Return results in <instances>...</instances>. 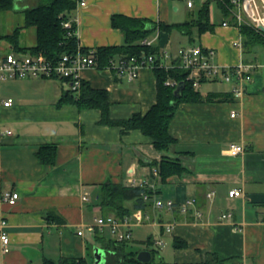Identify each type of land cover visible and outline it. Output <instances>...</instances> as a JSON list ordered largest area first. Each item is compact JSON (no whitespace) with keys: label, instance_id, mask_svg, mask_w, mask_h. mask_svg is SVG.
Segmentation results:
<instances>
[{"label":"crops","instance_id":"obj_1","mask_svg":"<svg viewBox=\"0 0 264 264\" xmlns=\"http://www.w3.org/2000/svg\"><path fill=\"white\" fill-rule=\"evenodd\" d=\"M177 1L88 0L72 14L78 45L85 51L121 45L122 34L110 25L114 13L181 23L171 20L179 11ZM198 1L199 5L203 2ZM36 4V0H14L12 8L0 14V59L7 53L28 55V49L35 47L34 26L19 33L18 46L25 47L26 53L12 50L4 37L23 26V11ZM212 4L218 10L219 24L212 21ZM194 6L193 0V6L186 7L191 10ZM229 10L236 20L238 7ZM242 19L251 23L246 13ZM210 20L214 30L201 34L194 45L212 49L211 62L221 67L253 65L252 79L242 85L241 96L231 92L235 79L230 83L201 81L196 90L202 95L227 99L180 103L168 127L176 144L164 153L139 130L122 133L120 127L100 124L98 109L58 105L61 96L70 92L62 79L0 80V222L6 223L3 230L9 236L6 252L0 242V264L62 259L95 264V249L103 252V264H119L121 255L116 250L103 249L113 239L109 229L90 231L87 226L101 217V185H129L131 178L149 183L152 203L145 213L136 210L130 215L128 251L156 248L157 252L158 248V261L166 264H264V62L258 60L257 47L250 54L243 53L239 27L223 17L214 1ZM156 36L159 49L174 53L181 46H191L176 31H156L149 38ZM79 76L91 88L107 92L113 119L143 115L156 102V78L149 67H141L133 80L98 67L82 69ZM8 99L11 104L3 106ZM230 143L241 144L244 151L228 155ZM44 145L55 146L52 165L41 163L36 155ZM162 155L177 159L180 171L163 179L159 169ZM148 161L156 165H147ZM233 189L240 195L230 197ZM7 191L18 193L14 205L1 199ZM209 192H213L211 197ZM155 199L171 200L173 207L157 208ZM49 211L53 213L47 219ZM224 213L230 218L222 219ZM97 235L105 243L95 240ZM148 238L152 244L146 243ZM174 238L184 246L175 248ZM159 240L162 246L155 244ZM133 243H140L139 250H133Z\"/></svg>","mask_w":264,"mask_h":264},{"label":"trees","instance_id":"obj_2","mask_svg":"<svg viewBox=\"0 0 264 264\" xmlns=\"http://www.w3.org/2000/svg\"><path fill=\"white\" fill-rule=\"evenodd\" d=\"M37 4L23 11L24 24L17 27L10 36L4 37L12 50L26 53L25 47L18 46V37L20 30L29 26H34L37 33V43L35 47L28 49L29 54L42 53L48 60L56 61L62 54L75 53L77 51L78 39L76 34L67 35L62 23L68 19H73L72 14L76 10V0H36ZM216 2L224 18L231 24L239 27L242 38V50L245 54L253 52L255 47L264 48V31L260 30L250 22L237 21L230 14V8L233 6L231 0H204L191 17L181 23L166 24L160 21L153 22L149 19L129 17L123 14L114 13L110 17V25L112 28L120 31L123 37L121 45L117 46H101L95 51L97 67L104 69L121 59H128L132 56L140 54H155L156 62L153 71L156 78V102L143 115L136 113L129 119H113L109 115V106L107 92L102 89L91 88L88 83L81 81L79 89L74 92H66L61 96L58 105L69 103L75 104L79 109H98L101 113L99 123L107 126H117L124 133L127 130H139L143 135L148 136L152 140V144L156 150L161 153L167 151L176 144V140L169 134L168 127L172 120L176 108L180 103L184 102H200L206 100H226L224 95L211 94L207 97L202 95L192 86V82L185 78L188 72L182 68L174 67L171 69H163L156 64L159 60V48L155 43L151 45L143 44L144 39L149 38L156 31L166 32L170 34L173 31L180 33L186 38L190 45H194L196 39L204 32H212L214 24L210 20V3ZM14 0H0V14L12 8ZM73 30H76V24H72ZM86 52L85 49H79ZM167 80L177 82L174 85H166ZM55 146H40L37 151V157L41 163H55ZM147 165L155 166L154 161L146 162ZM162 178L180 171L177 159L169 158L162 155L159 164ZM146 195L147 199L143 196ZM152 191L147 187L130 186L105 182L101 185L100 194V211L101 217L107 219L113 217L123 219L130 216L133 211L140 210L143 213L152 203ZM53 212L47 213V219ZM62 222V219L56 218ZM95 240H102L103 236H96ZM128 241H117L112 239L106 241L103 248L106 252L116 250L121 255L119 264H144L136 260L139 251H128ZM152 239L148 238L146 243L152 244ZM175 248L184 246L183 242L173 240ZM151 253V261L154 248L149 249ZM150 261V262H151ZM72 259H62L58 262L45 260L42 264H74ZM155 264H166L157 262Z\"/></svg>","mask_w":264,"mask_h":264},{"label":"built area","instance_id":"obj_3","mask_svg":"<svg viewBox=\"0 0 264 264\" xmlns=\"http://www.w3.org/2000/svg\"><path fill=\"white\" fill-rule=\"evenodd\" d=\"M88 0H76V9L82 7L86 4ZM186 3L187 7L193 6V0H179ZM204 1V0H200ZM233 5L238 7V11L235 14L237 24L243 22L241 10V3L250 9L252 13L258 14V7L255 0H231ZM245 11V8L243 9ZM255 21L260 20L259 18H254ZM262 20V19H261ZM260 20V23L256 25L264 26V22ZM75 24L74 19H68L62 23L67 35L76 34V30L72 28V24ZM226 23H223L225 25ZM156 37L147 38L142 41L143 44L151 45L157 40ZM77 51L70 54H62L58 60L52 61L48 60L42 53L28 54L17 56L13 53H7L3 58L0 59V80L6 78L12 79H24V78H58L66 81L69 85L71 91L76 92L80 85L81 79L79 76V71L85 68H95L97 67V60L95 51L89 49L86 52H81L79 45H77ZM214 55L212 49L203 48L199 45L191 46H181L173 53L169 48L159 49V60L156 64L165 70L174 67H179L188 72L186 80L192 82V86L196 89L198 88L201 81L204 80H215L220 79L227 83L236 80V85H232L231 92L235 96H241L243 93L242 85L248 81H251V69L253 65L239 63L233 69H228L221 67L219 64L211 62V58ZM156 62L155 54H140L139 56H132L128 59H121L117 62L111 63L107 69L113 71L117 77H126L129 80L136 79L138 71L141 67H149L153 69ZM166 85H176L177 82L172 80H167ZM11 100L8 99L3 103V106H9ZM233 117L234 114L231 113ZM243 146L241 144L230 143L227 149V154L234 156L241 154L243 152ZM130 186L147 187L149 183L145 180H129ZM240 191L233 189L229 191V196H239ZM213 192L207 194L211 197ZM19 195L17 192H3L1 199L8 205H14L18 200ZM147 199V196H143ZM83 200L86 197L83 196ZM154 206L157 208L171 209L173 207V202L171 200L163 201L160 199L154 200ZM200 216V213L197 212ZM222 219L230 218L229 213H224L221 215ZM140 217L137 218V222ZM5 222H0V242L2 246V251L6 252L8 250L9 236L3 230L5 227ZM133 224V217L127 216L125 218L116 219L109 217L103 219L102 217H95L93 222L87 226L88 230L97 229L103 231V229L108 228L111 236L117 241L129 240L131 238L130 227ZM78 235L82 234V231L77 232ZM158 246H162V242L159 240L155 243Z\"/></svg>","mask_w":264,"mask_h":264},{"label":"rangeland","instance_id":"obj_4","mask_svg":"<svg viewBox=\"0 0 264 264\" xmlns=\"http://www.w3.org/2000/svg\"><path fill=\"white\" fill-rule=\"evenodd\" d=\"M255 1H256L257 7H258V14L256 15L255 13L250 12L249 11L250 9H248L246 4L244 5L243 3H241V6H242L241 15L244 17V15L246 13L247 14V19L250 20L251 23L256 26L258 23H260L261 19H262L261 21L264 22V0H255ZM194 2H195V6H194V8H191V10L193 9L192 12H194V10H196L198 5H199V1L198 0H194ZM177 5L179 7V11L176 13L177 15L173 14L172 19H171L172 22H182L185 19H187L189 17V15H191V13H192L190 8H187L184 3L180 2V1L179 2L177 1ZM243 8H245V11L243 10ZM211 12H212L211 13L212 21L215 24H219L220 16L218 14V10H217L215 4H212ZM255 17L259 18L260 20L255 21L254 20ZM257 53H258V60H260L261 62H264V48L257 47ZM200 88H202V87H200ZM132 247H133V250H136V249L140 248L141 245H140V243H133ZM154 249L156 250V248H154ZM157 250L158 251L155 252L154 256L152 257L153 258L152 261L149 262V263H146V264H155V263L158 262L159 249L157 248Z\"/></svg>","mask_w":264,"mask_h":264},{"label":"water","instance_id":"obj_5","mask_svg":"<svg viewBox=\"0 0 264 264\" xmlns=\"http://www.w3.org/2000/svg\"><path fill=\"white\" fill-rule=\"evenodd\" d=\"M258 28L262 31H264V26L258 25ZM94 256H95V264H103L104 262V254L101 250L95 249L94 250ZM136 260L141 263H149L151 261V253L148 250H142L139 251L136 255Z\"/></svg>","mask_w":264,"mask_h":264}]
</instances>
